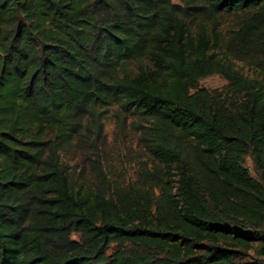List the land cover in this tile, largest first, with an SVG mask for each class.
<instances>
[{"label": "trees", "instance_id": "16d2710c", "mask_svg": "<svg viewBox=\"0 0 264 264\" xmlns=\"http://www.w3.org/2000/svg\"><path fill=\"white\" fill-rule=\"evenodd\" d=\"M112 107L144 122L141 186L65 164ZM256 244L264 0H0V264H239Z\"/></svg>", "mask_w": 264, "mask_h": 264}, {"label": "rangeland", "instance_id": "374dc122", "mask_svg": "<svg viewBox=\"0 0 264 264\" xmlns=\"http://www.w3.org/2000/svg\"><path fill=\"white\" fill-rule=\"evenodd\" d=\"M172 2L182 5L183 0H172ZM243 16L242 13L218 16L219 31L222 36L234 29ZM237 68L241 70L242 66L238 65ZM243 73L247 74V70L243 69ZM226 84L221 76L212 75L201 80L198 88L211 92L221 90ZM101 124L102 140L98 148L92 150L83 147L64 158L72 177L91 186L107 183L112 186H141L140 173L145 168H150L153 163L152 157L141 142L144 122L120 114L117 108L112 107L103 114ZM246 166L251 169L249 160ZM72 238L76 239L77 235ZM259 248L260 246L256 244L255 249L240 260L239 264H264V257L258 253Z\"/></svg>", "mask_w": 264, "mask_h": 264}]
</instances>
